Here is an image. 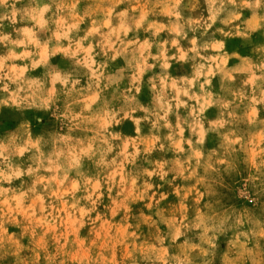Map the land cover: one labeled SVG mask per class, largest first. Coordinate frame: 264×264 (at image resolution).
Segmentation results:
<instances>
[{
    "label": "clouds",
    "instance_id": "1",
    "mask_svg": "<svg viewBox=\"0 0 264 264\" xmlns=\"http://www.w3.org/2000/svg\"><path fill=\"white\" fill-rule=\"evenodd\" d=\"M0 264H264V0H0Z\"/></svg>",
    "mask_w": 264,
    "mask_h": 264
}]
</instances>
